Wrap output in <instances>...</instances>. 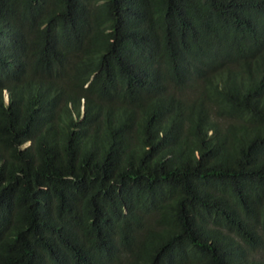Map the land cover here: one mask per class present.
<instances>
[{
    "label": "trees",
    "instance_id": "16d2710c",
    "mask_svg": "<svg viewBox=\"0 0 264 264\" xmlns=\"http://www.w3.org/2000/svg\"><path fill=\"white\" fill-rule=\"evenodd\" d=\"M264 0H0V264H264Z\"/></svg>",
    "mask_w": 264,
    "mask_h": 264
},
{
    "label": "rangeland",
    "instance_id": "374dc122",
    "mask_svg": "<svg viewBox=\"0 0 264 264\" xmlns=\"http://www.w3.org/2000/svg\"><path fill=\"white\" fill-rule=\"evenodd\" d=\"M251 258L256 259V260H264V255L262 253H258L253 255Z\"/></svg>",
    "mask_w": 264,
    "mask_h": 264
}]
</instances>
